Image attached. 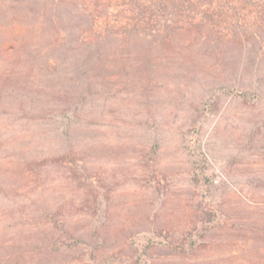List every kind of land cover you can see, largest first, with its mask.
<instances>
[{"label": "rangeland", "instance_id": "obj_1", "mask_svg": "<svg viewBox=\"0 0 264 264\" xmlns=\"http://www.w3.org/2000/svg\"><path fill=\"white\" fill-rule=\"evenodd\" d=\"M261 2L152 51L90 37L78 74L0 0V246L59 243L14 264H264Z\"/></svg>", "mask_w": 264, "mask_h": 264}, {"label": "trees", "instance_id": "obj_2", "mask_svg": "<svg viewBox=\"0 0 264 264\" xmlns=\"http://www.w3.org/2000/svg\"><path fill=\"white\" fill-rule=\"evenodd\" d=\"M18 9L26 8L25 16L29 17L27 35L33 42L26 39V44L19 45L22 49L35 52L42 68L55 67L61 63V59L67 60L72 56L75 60L71 65V71L80 73L85 67L86 52L98 51L88 46L86 42L90 37L98 38L102 48L107 44L109 37H130L132 41H138L142 48L152 51V46L143 44V39H154L163 34L165 39L174 36H189V26L199 23L211 24L214 20H226L232 18L237 3L243 5L252 0H12ZM256 1V0H254ZM264 8V0L261 2ZM173 8L171 13L166 12ZM233 11V12H232ZM22 14L19 13L18 17ZM22 18V17H21ZM226 18V19H225ZM26 20V19H24ZM27 21V22H28ZM154 24V28L148 27ZM162 23V24H161ZM161 25L164 28L160 29ZM157 32V33H156ZM161 36V35H160ZM41 41L43 45L37 44ZM30 43V44H29ZM160 52V50H158ZM41 56V58H40ZM87 56V55H86ZM45 57V58H44ZM88 57V56H87ZM44 58V59H43ZM43 59V60H42ZM70 59V62L73 61ZM81 62V63H80ZM68 65L71 63H67ZM56 157L51 161H57ZM38 162V161H37ZM36 164V161H34ZM209 221L220 220L214 211H207ZM248 242V241H247ZM251 243L259 253L261 262H264V233H253ZM58 242L46 245L26 246L4 245L0 246V264H14L18 258L25 263L37 253L46 250H54ZM193 244V243H192ZM177 250H184L176 245ZM26 258H23L25 257Z\"/></svg>", "mask_w": 264, "mask_h": 264}]
</instances>
